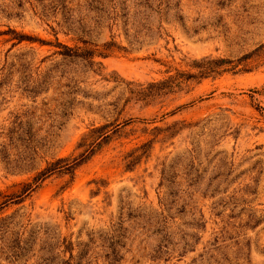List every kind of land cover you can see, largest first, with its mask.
<instances>
[{"label": "rangeland", "instance_id": "rangeland-1", "mask_svg": "<svg viewBox=\"0 0 264 264\" xmlns=\"http://www.w3.org/2000/svg\"><path fill=\"white\" fill-rule=\"evenodd\" d=\"M0 264H264V0H0Z\"/></svg>", "mask_w": 264, "mask_h": 264}, {"label": "trees", "instance_id": "trees-1", "mask_svg": "<svg viewBox=\"0 0 264 264\" xmlns=\"http://www.w3.org/2000/svg\"><path fill=\"white\" fill-rule=\"evenodd\" d=\"M203 75H204V73H203ZM83 161H84V159H83ZM83 161H79V162H77V163H75V164H73V166L72 167H69V171H73L77 166H79ZM75 162V161H74ZM44 176V173L43 174H41L39 177H43Z\"/></svg>", "mask_w": 264, "mask_h": 264}]
</instances>
